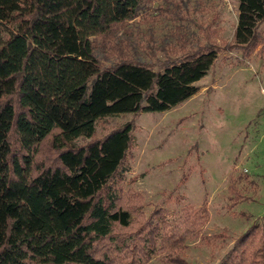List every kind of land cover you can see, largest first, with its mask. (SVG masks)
Returning <instances> with one entry per match:
<instances>
[{
    "label": "trees",
    "instance_id": "16d2710c",
    "mask_svg": "<svg viewBox=\"0 0 264 264\" xmlns=\"http://www.w3.org/2000/svg\"><path fill=\"white\" fill-rule=\"evenodd\" d=\"M238 1L235 42L256 47L264 0ZM146 2L0 0V264H144L157 252L167 264H193L187 241L208 208L124 231L133 211L119 185L134 122L97 136L106 116L188 100L218 57L198 47L155 68L130 54L137 48L126 26ZM98 37L118 56L109 66L97 56ZM45 142L52 161L38 159ZM235 180L231 205L247 197ZM216 264H264V223L254 220Z\"/></svg>",
    "mask_w": 264,
    "mask_h": 264
},
{
    "label": "rangeland",
    "instance_id": "374dc122",
    "mask_svg": "<svg viewBox=\"0 0 264 264\" xmlns=\"http://www.w3.org/2000/svg\"><path fill=\"white\" fill-rule=\"evenodd\" d=\"M238 20V0H147L126 26L137 48L130 54L155 68L167 56L182 57L198 47L213 46L218 57L197 82L198 92L181 104L109 115L97 125L102 137L134 122L119 185L121 201L133 211L124 231L150 219L162 226L183 210L208 208L201 233L187 241L186 256L193 264L218 263L254 220L264 223V20L256 47L236 44ZM107 45L97 38L96 53L105 66L118 59ZM55 158L50 144L43 143L38 159ZM233 179L247 196L236 205L230 199ZM164 257L157 252L143 262L167 264Z\"/></svg>",
    "mask_w": 264,
    "mask_h": 264
}]
</instances>
